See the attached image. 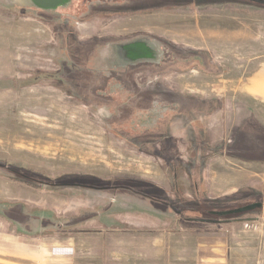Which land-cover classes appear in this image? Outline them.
<instances>
[{
  "label": "rangeland",
  "instance_id": "obj_1",
  "mask_svg": "<svg viewBox=\"0 0 264 264\" xmlns=\"http://www.w3.org/2000/svg\"><path fill=\"white\" fill-rule=\"evenodd\" d=\"M83 2L55 13L0 0V264H206L188 257L191 228L210 236L207 223L232 222L220 234L228 264H264V210L208 214L264 204V161L218 151L249 118L264 124V0L111 16ZM142 39L157 58L121 63L120 45ZM171 45L183 57L203 51L219 70H163ZM180 92L216 98V110L181 113L167 102ZM173 234L179 260L157 248Z\"/></svg>",
  "mask_w": 264,
  "mask_h": 264
},
{
  "label": "crops",
  "instance_id": "obj_2",
  "mask_svg": "<svg viewBox=\"0 0 264 264\" xmlns=\"http://www.w3.org/2000/svg\"><path fill=\"white\" fill-rule=\"evenodd\" d=\"M149 5H151V4L148 0V6ZM191 52H192L191 54H188L187 56L183 57L181 52L175 50L172 53V56H173L172 60L170 62H168L169 64L167 65V67L164 68V70H167V68H169L170 66L174 68L177 65H180V64L183 65L184 63H182L181 61H183L184 59H189L191 62V65H199L202 69L206 70V72H208V73H212L214 71L219 70L215 64L213 65L214 62L212 60L210 61V59H207L205 56H203L204 55L203 51H198V52L197 51H191ZM184 65H183L184 67L189 68L186 64H184ZM170 93L174 94L175 92H170ZM170 93H166V95L168 96ZM151 97L149 98L150 101L147 102L148 103L147 107H149V105H150ZM173 97H176L175 101L174 100H167V102L170 103L171 105H173V107H178V111L181 113H186V109H184L182 107L183 103L186 104V102H188L189 105L191 106V107H189L190 109H193V107H195V104H199V103H195V104L193 103L192 104V102L190 100L186 101V98H184V96L181 95V92L179 94L176 93V96H173ZM196 100H204L205 101V103L203 104L204 109L205 108L208 109V108L213 107L214 104H216L217 99L216 98L215 99L200 98V99H196ZM184 107H186V106H184ZM199 113H205V112L199 111ZM152 125H154V124H152ZM184 125L185 124H183V126ZM196 125H198V124H196ZM259 125L264 127V124L263 123L261 124V122L259 120L254 119L252 117L249 118L246 122H243L240 125V127L237 129L235 134L232 136V139H230L233 143L232 142L229 143V140L227 142H223V141L220 142L219 146H218V151H221L222 149L225 150L226 147L234 144L236 139H240V136H243L241 138L243 141H244L245 137H250V138L254 137L256 134L253 131L260 132V129L258 127ZM190 126H193V129H192L193 132L195 131V133H199V128L197 129L195 127V124H190ZM240 130H241V132H240ZM245 130H246V132H245ZM244 132H245V134H244ZM202 133H205V131L203 132V129H201V134ZM221 135H223L222 129H221ZM146 136H149V135H146ZM150 136H153V135H150ZM163 138L168 139L169 136L167 135V137H163ZM263 140H264V137H263ZM243 144L244 143H241V145H243ZM196 145L199 146L198 143H196ZM223 156L228 158V156L226 154H224ZM229 158L242 160V159L232 157V156H230ZM234 224H237V223L232 222V223L226 224V225L211 224V223L208 224L207 223L206 226L212 227V234L210 236L202 235V233L198 232L199 228H197V227L191 228L192 231H190V233L188 234L189 237L184 240V241H186L185 245H186V243H188L189 247H190V245L193 246L192 251H191V248L188 250L189 251L188 257L191 256V253H194L193 256H196V254L199 253L200 255H204V257H207L206 259L209 261V263H206V264H228L229 258H230L229 257L230 247H229V242H228L229 241V235L226 236L225 234H226V232L227 233L229 232V229L231 228V226L233 227ZM222 231H226V232H224L225 236L220 235L222 233ZM77 238L80 240L79 236ZM156 238H160V237L156 236ZM170 238H171V240H169V243H167V241H168L167 238L165 240H164V238H162L160 241H159V239H157V248H160L161 252L164 253L166 246L167 245L169 247L171 246L172 256L176 257L179 260L181 257V252H180L181 238L178 237V235H174V234ZM145 240H149V238H146ZM125 246L129 247V245H127V243L125 244ZM148 246H150V244H148ZM62 253L65 254V251ZM184 256H187V255L184 254Z\"/></svg>",
  "mask_w": 264,
  "mask_h": 264
},
{
  "label": "trees",
  "instance_id": "obj_3",
  "mask_svg": "<svg viewBox=\"0 0 264 264\" xmlns=\"http://www.w3.org/2000/svg\"><path fill=\"white\" fill-rule=\"evenodd\" d=\"M149 2H150L151 5L154 3V5L150 7V9H154V7L158 6V5H155V2H157V0H149ZM170 3H172V5L170 7L176 6L175 5L176 2L171 1ZM181 62L186 64L188 67L192 66L189 59H184ZM186 101H188V99H186ZM191 102H192V104L193 103L194 104L195 103H199V104H195V107H193L192 110H194V111H205L206 110L207 112H214L216 110V109H213L212 107L208 108V109H206V108L204 109V106H203V104L205 103L204 100H191ZM184 106H186V107H184ZM182 107L187 110V109H189L190 105H189L188 102H186V104L185 103L182 104ZM189 111L190 110H187L186 113L189 112ZM258 127H259L261 133L258 132V131H253V132H255L256 135L254 137H252V138L245 137L244 141L241 139L243 136H240V139H236L234 144L226 147L225 150L222 149L221 151H219V153L222 154V155L226 154L227 156L236 157V158H239V159H242V160H246V161H250V162L264 161V140H263L264 127H262L261 125H259ZM241 130H240V132H241ZM245 132H246V130H245ZM245 132H244V134H245ZM201 135L202 134L200 132V136ZM202 139L203 138H201L199 141L195 142V143H198V145L200 144L199 148H198L199 150H202V149L204 150L205 146L203 147V145H207V143L203 141L204 139L203 140ZM241 143H244V144L241 145ZM72 186H79V185H72ZM257 200H258L257 202L262 203L261 199H257ZM204 203L206 205L208 204L206 199H204ZM251 203H253V202H251ZM202 210L203 209H201V213L202 212L203 213H207V210H203V211ZM212 211H214V210H212ZM222 212L223 211L216 212V213H211L210 211H208V214H210L212 216H218L219 217V216H221L219 213H222ZM240 215H243V214L230 215V216H225V217H231V216L237 217V216H240Z\"/></svg>",
  "mask_w": 264,
  "mask_h": 264
},
{
  "label": "water",
  "instance_id": "obj_4",
  "mask_svg": "<svg viewBox=\"0 0 264 264\" xmlns=\"http://www.w3.org/2000/svg\"><path fill=\"white\" fill-rule=\"evenodd\" d=\"M20 1L25 3L27 6L35 7L40 10L51 12L52 10L56 9L59 5L66 4L70 0H20ZM121 48L123 49L124 54L120 57L127 58L129 63L135 61H141V60H145V61L154 60L157 58V54H158L155 45H148V43H145L143 40H136L129 44H123L121 45ZM263 206H264L263 203L257 202L242 208L234 209L227 212H222L219 214L221 216L239 215V214L255 211L257 209H261L263 208Z\"/></svg>",
  "mask_w": 264,
  "mask_h": 264
},
{
  "label": "flooded vegetation",
  "instance_id": "obj_5",
  "mask_svg": "<svg viewBox=\"0 0 264 264\" xmlns=\"http://www.w3.org/2000/svg\"><path fill=\"white\" fill-rule=\"evenodd\" d=\"M95 1H97L102 7H104V5L107 4V2H112L113 3L112 7H110L109 9L108 8H102V9L96 8V9H93L92 6H90L91 2H88V0H84L83 5L87 6L88 10H91L92 12L94 11V14L98 15V16H101V15L111 16V14L116 13V12L124 13V14H127V15L142 14L143 12H147L149 10L148 0H95ZM164 1L167 2L168 5H160L159 7L158 6L154 7V9L170 8V6L172 5V3H170L171 1L176 2L175 5L177 6V2H179L180 0H164ZM117 3H119V4H117ZM68 5H70L69 2L66 3V4L59 5L56 9L52 10L51 12L62 13V11H65L66 8L69 7ZM143 41L145 43H148V45H153L148 40H143ZM161 44L164 45L163 42H161ZM120 48H121V45H120ZM175 49H176L175 46L171 45V47H170V51L171 52H169L168 54L172 56V53L175 51ZM119 60L121 61V63L131 64V63L128 62V59L125 58V57H119ZM168 64L169 63H166V62L162 63L161 62L160 65H164V66H162V68L164 70V68L167 67ZM159 67H161V66H159ZM159 69H161V68H159ZM97 92H98L97 89H95V90L93 89L92 92H91V95L92 96H98ZM258 210L259 211L260 210L263 211L264 210V206H263V208L257 209L255 211H258ZM255 211H251V212H248V213H252V212H255ZM244 214H247V213H244Z\"/></svg>",
  "mask_w": 264,
  "mask_h": 264
},
{
  "label": "bare ground",
  "instance_id": "obj_6",
  "mask_svg": "<svg viewBox=\"0 0 264 264\" xmlns=\"http://www.w3.org/2000/svg\"><path fill=\"white\" fill-rule=\"evenodd\" d=\"M123 60V59H122Z\"/></svg>",
  "mask_w": 264,
  "mask_h": 264
}]
</instances>
